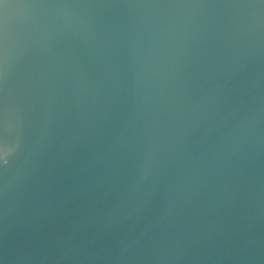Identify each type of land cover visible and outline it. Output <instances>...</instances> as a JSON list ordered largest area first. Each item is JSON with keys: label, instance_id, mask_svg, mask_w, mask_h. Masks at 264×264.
Here are the masks:
<instances>
[{"label": "water", "instance_id": "95a60500", "mask_svg": "<svg viewBox=\"0 0 264 264\" xmlns=\"http://www.w3.org/2000/svg\"><path fill=\"white\" fill-rule=\"evenodd\" d=\"M0 264H264V0H0Z\"/></svg>", "mask_w": 264, "mask_h": 264}]
</instances>
